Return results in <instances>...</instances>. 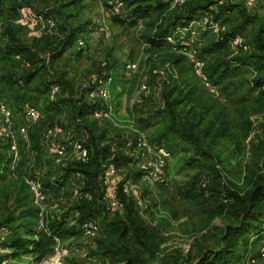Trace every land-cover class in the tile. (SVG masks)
Here are the masks:
<instances>
[{"label":"rangeland","instance_id":"rangeland-1","mask_svg":"<svg viewBox=\"0 0 264 264\" xmlns=\"http://www.w3.org/2000/svg\"><path fill=\"white\" fill-rule=\"evenodd\" d=\"M111 1L116 0H28L25 16H19L13 23L15 39L0 29V98L14 109V139L19 143L21 153V165L11 164L5 181L0 182V219L28 224L37 220L43 222L47 214L52 213H66L70 219H79L72 197L73 188L80 185L76 175L62 176L66 165H58L43 145L48 130L73 120L78 101L85 100L87 88L106 60L115 64L117 70L111 93L115 121L120 127H114L108 121H97L91 116L85 119L86 124L94 125L98 131L108 126L107 134L138 130L150 140V136L163 127L167 119L163 111L162 90L170 82L186 81L195 88L193 99L196 107L189 105L183 109L181 119L191 118L195 112L204 114L201 128L208 126L210 131L208 134L197 132L213 157L197 155L191 144L173 135L178 149L169 155L165 175L160 182L149 184L127 166L120 168L123 172H132L134 182L141 190L143 206L138 218L145 227L142 238L145 243L138 242L129 232L118 240L116 248L111 247L117 249V254L112 257L101 250L110 239L98 235L91 240L80 234L58 241L55 252L39 263L29 256L8 258V252L0 248V264H206L205 254L217 250L224 225L230 220L226 207L221 206L225 204L221 196L227 188H243L252 171L261 168L264 99L251 82L258 76L264 82V69L255 72L251 66L241 67V72L232 79L221 84L212 81L213 87L208 88L186 58L176 66L177 72L173 67V72L162 80L159 71L165 63L173 62V48L156 50L146 42V36L153 32L159 16L152 12L135 26L122 25L111 12ZM123 1L128 4L131 0ZM208 2H212L210 12L232 3L241 6L248 14L264 19V0H189L181 10ZM179 10L180 6H176L169 15ZM236 14L233 11L227 21H222L224 23L218 21V31L204 26L201 21L192 22L193 46L204 60L205 68L209 69L217 61H232L237 54L253 52L252 37L259 25L257 19L243 31L247 49H234L228 43L219 51H203L220 39L223 31L233 30ZM49 18L55 21L54 30L46 24ZM71 30L77 31L74 35L77 39L71 46L63 45V38ZM182 32L184 34L186 30ZM78 38L84 41L82 46L76 43ZM17 44L26 48L30 61L43 65L44 58L50 57L47 81L57 80L63 86L55 103L50 102L49 90L39 77L29 84L14 83L27 72L8 53ZM126 63L134 65L132 72L125 70ZM144 82L150 88L148 95L141 92L140 86ZM135 95L143 98V102L132 104L129 97ZM24 104L36 106L41 118L36 122L27 119L21 109ZM21 126L27 128L30 141L24 151L22 136L17 131ZM0 151L6 154L5 159L12 155L6 145ZM30 178H38L47 191L41 207L32 202L26 184ZM54 178L61 181L54 183ZM186 194H190L189 197ZM35 207L42 211L37 218L30 213ZM109 214L112 216L111 212ZM103 220H97L101 228ZM263 247L264 242L259 241L251 253L255 262L247 259L248 254L243 256L244 264H264Z\"/></svg>","mask_w":264,"mask_h":264},{"label":"trees","instance_id":"trees-1","mask_svg":"<svg viewBox=\"0 0 264 264\" xmlns=\"http://www.w3.org/2000/svg\"><path fill=\"white\" fill-rule=\"evenodd\" d=\"M188 3L189 0H185L182 3H174V0H131L128 4L124 2L125 6L120 14L115 16V20L122 25L127 23L129 26H135L141 19L148 17L152 12L157 13L160 18L159 22L155 24L153 32L146 36V42L156 50L165 47L173 48V56L171 57L173 62L170 61L169 63L172 64L175 72H177L176 66H179L181 60L186 59L182 53L190 46L192 22L195 20L201 21L204 16L210 15L214 20L224 23L222 21H227L230 14L236 11V17L233 19L235 21L233 30L223 31L220 35L221 38L209 48H203V51L209 53L216 50L219 51L230 42L232 36L235 34L243 35V31L257 19L259 25L252 37L253 52L237 54L231 59L232 61H217L209 69L206 67L205 73L209 80L213 81L212 83L221 84L239 74L241 67L251 66L255 72L264 69L263 17L250 15L241 6L232 3L222 5L216 12H210L209 10L212 2L205 4L196 3L183 11ZM27 5L28 0H0V29L3 28L4 33L10 36L11 39H15L12 33L13 23ZM176 6H180V10L181 8L183 9L172 16L169 15L170 11ZM223 15H226V18ZM183 30H186L184 34H182ZM76 32V30L69 31L63 38L62 44L71 46V43L77 39L74 36ZM8 53L13 55L14 59L16 55H20L23 62L29 63V66L26 67L22 61L15 59L20 66L26 68L27 72L15 79L14 83L29 84L34 78L39 77L46 86L47 91L53 82L58 83L61 86V90H63L62 84L57 80L47 81L49 76L47 66L49 64H45V58L43 65L30 61L28 51L19 44L14 45ZM103 62H105V65H100L91 82L93 83L98 77L102 79L111 78V88L114 84L113 78L114 76L116 78L117 70L114 68L115 64L109 63V60ZM251 85L258 91V95L264 99V82H262V78L260 76L254 77ZM194 92L195 88L191 84H187L186 81L179 82V80H176L166 84L162 90L163 111L167 117L166 123L150 136V141L164 147L170 155L176 153L178 149V144L172 137L174 135L191 144L195 148L197 155L204 158H212L211 152L205 147L199 134H208L211 128L208 126L201 128L204 114L195 112L193 117L181 119L183 109L189 105H192L191 107L193 108L196 107L193 99ZM50 102L55 103L56 100L54 99ZM99 106V102L87 100L86 98L82 102L81 100L78 101L73 120L69 121V123L77 125V134L86 133L85 146L90 150V160L87 163L80 161L69 162L64 168L62 176L74 173L77 183L79 178L82 179L80 195L74 199V209L79 214L77 221L82 222L84 220L103 218L102 223L104 225L103 228L100 227L98 235L110 240L108 244H103L101 250L108 256L114 257L117 254V249L115 250L111 247L116 248L120 238L131 232L135 239L142 243V238L145 236V227L138 218L141 208L124 192L122 181L117 184V195L123 204V210L110 216L104 201V188L100 176L103 174L104 165L110 162H113L119 168L127 166L129 170H134L135 175H140V172L128 165L129 157L123 155V152L126 150L130 151V149L119 141L120 133L117 135L115 132L107 134L108 126L98 131L94 125L91 124L89 126L85 123V119L91 116L93 110ZM77 120L78 123H76ZM30 139L34 141L32 138ZM114 140L118 144L116 149L112 150L111 145ZM1 153L0 151V182H3L7 177L6 172L10 171L12 158L10 156L5 159L6 154ZM20 162L17 166L21 165ZM123 173L127 177H132V172L124 171ZM55 179H52L54 183L61 181V179L56 181ZM186 195L189 197L190 194ZM221 197L223 201L225 200V204H221V206L226 207L230 220L224 225L219 237L217 250L208 253V255L205 254L204 261L206 264H244L243 256L250 254L247 259L251 258V253L255 250L256 244L259 241L264 242V155L261 168L252 171L246 178V184L243 188H227ZM39 212L36 207L30 210L31 215L36 218ZM71 221L69 214L66 213L47 214L40 227V221L38 220L28 224H16L8 218L0 219V248L8 252L6 255L8 258L17 259L22 256H29L34 262L39 263L55 252L58 241L72 239L80 234L83 235L79 226L71 224ZM251 260H255V258L252 257Z\"/></svg>","mask_w":264,"mask_h":264},{"label":"built area","instance_id":"built-area-1","mask_svg":"<svg viewBox=\"0 0 264 264\" xmlns=\"http://www.w3.org/2000/svg\"><path fill=\"white\" fill-rule=\"evenodd\" d=\"M185 0H174V3H182ZM110 7L112 14H120L123 10L125 4L123 1H111ZM25 16V11L23 10L20 17ZM204 26L218 31V21L214 20L212 16H204L201 20ZM47 26L50 30H54L55 21L51 18L47 19ZM192 35H194V32ZM105 35V32H104ZM191 44L184 53L187 60L192 65L196 75L205 84L206 87L212 88L213 84L207 77L204 68L205 62L193 46V37L190 39ZM230 45L234 49L242 48L247 49L246 42L242 34H235L230 40ZM78 46H82L84 41L82 39L77 40ZM16 60L23 62L20 55L15 56ZM45 64H49V57L45 58ZM26 67L29 63L23 62ZM102 66L105 62L101 63ZM134 65L131 63H126L125 70L132 72ZM173 66L169 62L165 63L162 69L159 71V77L165 80L167 76L173 72ZM107 80V83H104ZM112 82L111 78H96L93 83L87 88L85 93V98L87 100H93L100 103L98 108H95L91 114L93 119L100 122L108 121L114 127H120L119 123L115 121L114 117V106L112 102V93L110 84ZM164 82V81H162ZM141 92L148 95L150 93L149 86L144 82L140 86ZM162 90V89H161ZM50 98L54 100L58 95L61 94V86L53 82L49 87ZM129 101L132 104H140L143 102V98L139 96L129 97ZM26 118L31 122H36L41 118L40 110L33 105L24 104L21 107ZM78 123V120L77 122ZM14 125V109L10 106L6 100L0 98V147L6 145L12 151V165L17 166L21 160V153H19V143L15 141V132L13 130ZM74 123L66 124L65 126L56 125L46 133V143L44 142V147L50 156L55 159L58 165H67L69 162L80 161L87 163L90 160V150L85 146L86 133L77 135L76 127ZM18 133L22 136V147L23 151L28 148L30 143L27 134V128L21 126L18 128ZM119 141L123 142L127 148L130 149L123 152V155L129 157L128 165L134 168L136 171L140 172L141 179L149 184H155L160 182L164 177V171L166 169V162L169 158V153L167 150L155 143H152L149 138L141 131L135 130L134 133L122 132L119 136ZM118 142L116 140L112 141V150L116 149ZM80 179V180H79ZM78 183L82 184V179L79 178ZM100 179L104 188V201L106 207L112 214L115 212H121L123 210V204L117 195V184L122 181L124 192L132 198L137 205L141 208L143 206L142 193L140 188L134 182L133 177H127L119 167H117L113 162L104 165L103 174H101ZM28 191L31 195L32 202L35 205L41 207L47 198V191L44 184L38 178H30L26 180ZM80 185L75 186L72 190V197L76 199L80 195ZM42 215V211L40 212ZM43 222H40L39 227L42 226ZM71 224H77L81 229L83 236L87 239H95L98 237L100 226L97 220H84L78 222L77 219H72ZM262 256L264 257V248L262 250ZM255 262V260H251Z\"/></svg>","mask_w":264,"mask_h":264}]
</instances>
